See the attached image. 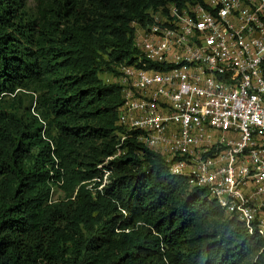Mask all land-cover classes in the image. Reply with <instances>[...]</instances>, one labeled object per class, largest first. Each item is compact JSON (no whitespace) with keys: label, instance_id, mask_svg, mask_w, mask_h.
<instances>
[{"label":"trees","instance_id":"obj_1","mask_svg":"<svg viewBox=\"0 0 264 264\" xmlns=\"http://www.w3.org/2000/svg\"><path fill=\"white\" fill-rule=\"evenodd\" d=\"M174 1L0 0V264H264L263 238L134 138L95 181L122 132L100 74Z\"/></svg>","mask_w":264,"mask_h":264},{"label":"built area","instance_id":"obj_2","mask_svg":"<svg viewBox=\"0 0 264 264\" xmlns=\"http://www.w3.org/2000/svg\"><path fill=\"white\" fill-rule=\"evenodd\" d=\"M176 1L133 24L140 54L111 83L120 143L95 181L134 138L264 239V0Z\"/></svg>","mask_w":264,"mask_h":264},{"label":"rangeland","instance_id":"obj_3","mask_svg":"<svg viewBox=\"0 0 264 264\" xmlns=\"http://www.w3.org/2000/svg\"><path fill=\"white\" fill-rule=\"evenodd\" d=\"M27 7L34 11L37 8V0H27ZM118 77V73L117 72H103L100 74V78L107 84H111L113 82V80H115ZM104 172V171H102ZM104 174V173H103ZM94 184H91V187H93ZM60 191H56L55 195H54V200L56 201V199H62L63 196L60 194Z\"/></svg>","mask_w":264,"mask_h":264},{"label":"clouds","instance_id":"obj_4","mask_svg":"<svg viewBox=\"0 0 264 264\" xmlns=\"http://www.w3.org/2000/svg\"><path fill=\"white\" fill-rule=\"evenodd\" d=\"M56 193V192H55ZM54 200V199H53ZM55 201V200H54Z\"/></svg>","mask_w":264,"mask_h":264}]
</instances>
